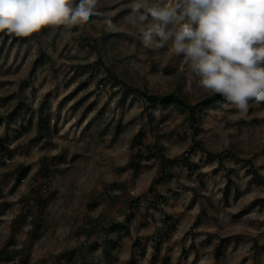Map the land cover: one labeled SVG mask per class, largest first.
<instances>
[{
    "label": "rangeland",
    "instance_id": "1",
    "mask_svg": "<svg viewBox=\"0 0 264 264\" xmlns=\"http://www.w3.org/2000/svg\"><path fill=\"white\" fill-rule=\"evenodd\" d=\"M131 2L0 32V264H264V103L145 48Z\"/></svg>",
    "mask_w": 264,
    "mask_h": 264
},
{
    "label": "clouds",
    "instance_id": "2",
    "mask_svg": "<svg viewBox=\"0 0 264 264\" xmlns=\"http://www.w3.org/2000/svg\"><path fill=\"white\" fill-rule=\"evenodd\" d=\"M99 0H0V32L70 30L100 15ZM127 21L145 48L171 47L203 87L246 113L264 103V0H132ZM108 30L117 26L105 17Z\"/></svg>",
    "mask_w": 264,
    "mask_h": 264
},
{
    "label": "trees",
    "instance_id": "3",
    "mask_svg": "<svg viewBox=\"0 0 264 264\" xmlns=\"http://www.w3.org/2000/svg\"><path fill=\"white\" fill-rule=\"evenodd\" d=\"M85 37H86V35H85ZM173 96V98H175V99H179V97L178 96H175V95H172ZM186 106L189 108V111H190V113H192L193 114V112H194V106L193 105H189V104H186ZM149 149H150V151H149V155H153V156H155L157 153H156V150H157V148H156V146H153V147H149ZM173 160L174 159H170L169 160V162H173ZM25 173V170L20 174V176L22 175V174H24ZM163 174L162 175H165L166 174V170L164 169L163 170V172H162Z\"/></svg>",
    "mask_w": 264,
    "mask_h": 264
}]
</instances>
